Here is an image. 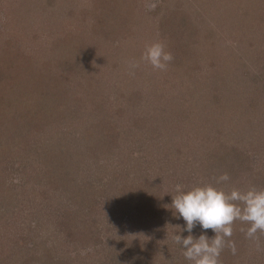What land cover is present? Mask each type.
<instances>
[{"label":"rangeland","instance_id":"374dc122","mask_svg":"<svg viewBox=\"0 0 264 264\" xmlns=\"http://www.w3.org/2000/svg\"><path fill=\"white\" fill-rule=\"evenodd\" d=\"M177 184L264 189V0H0V264H191Z\"/></svg>","mask_w":264,"mask_h":264},{"label":"clouds","instance_id":"9594fccd","mask_svg":"<svg viewBox=\"0 0 264 264\" xmlns=\"http://www.w3.org/2000/svg\"><path fill=\"white\" fill-rule=\"evenodd\" d=\"M174 56L166 51V45L154 42L146 46L141 60L151 65L154 70L166 71ZM130 69L140 67L139 62H129ZM131 74H134L132 72ZM231 179L228 173L216 178V183L227 182ZM172 208L183 218L189 232L187 237L177 234L174 242L182 246V254L191 264H221L220 256L225 248L233 255L237 252L236 243L231 239L233 225L236 221L248 224L245 236L257 242L259 250V235L264 234V189L255 186L246 190L233 188L226 192L213 184L194 186L184 190L181 184L176 185V195H172ZM200 225L202 230L212 229L215 236L211 239L206 234L194 237L192 230Z\"/></svg>","mask_w":264,"mask_h":264},{"label":"trees","instance_id":"16d2710c","mask_svg":"<svg viewBox=\"0 0 264 264\" xmlns=\"http://www.w3.org/2000/svg\"><path fill=\"white\" fill-rule=\"evenodd\" d=\"M228 248H226V250H227Z\"/></svg>","mask_w":264,"mask_h":264}]
</instances>
